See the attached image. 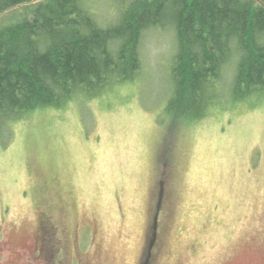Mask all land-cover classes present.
Returning a JSON list of instances; mask_svg holds the SVG:
<instances>
[{
  "label": "rangeland",
  "instance_id": "374dc122",
  "mask_svg": "<svg viewBox=\"0 0 264 264\" xmlns=\"http://www.w3.org/2000/svg\"><path fill=\"white\" fill-rule=\"evenodd\" d=\"M42 1L9 9L0 24ZM142 47L138 82L9 125L3 264H264V103L175 121L165 110L175 36L152 30Z\"/></svg>",
  "mask_w": 264,
  "mask_h": 264
},
{
  "label": "trees",
  "instance_id": "16d2710c",
  "mask_svg": "<svg viewBox=\"0 0 264 264\" xmlns=\"http://www.w3.org/2000/svg\"><path fill=\"white\" fill-rule=\"evenodd\" d=\"M35 1L0 0V14ZM100 1L43 0L24 19L0 24V145L9 125L34 112L138 82L144 37L157 29L176 41L165 109L175 121L264 103V0H107V21Z\"/></svg>",
  "mask_w": 264,
  "mask_h": 264
},
{
  "label": "flooded vegetation",
  "instance_id": "af4514ba",
  "mask_svg": "<svg viewBox=\"0 0 264 264\" xmlns=\"http://www.w3.org/2000/svg\"><path fill=\"white\" fill-rule=\"evenodd\" d=\"M44 251H46L45 248H43V249H40V248L36 249V251H35V253H34V259H35L36 263L43 262V261H42V257H43ZM0 254H1V253H0ZM149 258H150V254H149ZM3 259H4V257H0V264L5 263V261H4ZM147 262H148V261H147ZM29 263H30V262H29ZM29 263H28V264H29ZM30 264H31V263H30Z\"/></svg>",
  "mask_w": 264,
  "mask_h": 264
}]
</instances>
